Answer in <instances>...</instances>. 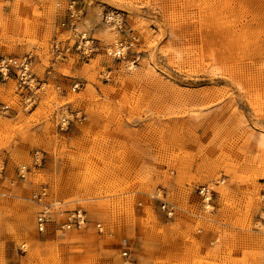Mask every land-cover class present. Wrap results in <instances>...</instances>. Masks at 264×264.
<instances>
[{"label": "rangeland", "instance_id": "obj_1", "mask_svg": "<svg viewBox=\"0 0 264 264\" xmlns=\"http://www.w3.org/2000/svg\"><path fill=\"white\" fill-rule=\"evenodd\" d=\"M71 2L99 50L54 81L49 43L67 38ZM27 53L48 86L23 111L0 81V264H264V0H0V54ZM62 108L83 122L59 132ZM42 188L88 226L39 233Z\"/></svg>", "mask_w": 264, "mask_h": 264}, {"label": "built area", "instance_id": "obj_2", "mask_svg": "<svg viewBox=\"0 0 264 264\" xmlns=\"http://www.w3.org/2000/svg\"><path fill=\"white\" fill-rule=\"evenodd\" d=\"M71 2L67 9V19L60 21L58 27L67 32V38L53 37L49 43L48 56L49 64L45 68L46 74L50 80L55 81L54 69L57 64L66 63L73 57L78 61L80 59H89L97 53L99 47L96 41L77 26V19L72 13ZM39 62L37 56L33 53H27L23 56H10L0 54V81H13L15 83L16 95L20 109L23 111L32 109L40 100V94H44L48 82L39 80L32 70V65ZM55 83V82H54ZM59 89V85H55ZM78 88V83L73 84L71 91ZM12 112L11 107L6 103L0 104V116L8 117ZM54 119L56 128L59 132L66 131L69 126L74 123H82L83 115L79 111L69 112L66 108H62L55 112ZM43 162V155L39 152H34L31 156V164L33 167H38ZM28 169L25 166H20L17 177L24 179ZM1 174V172H0ZM215 191L211 185H202L197 188V197L200 208L204 211L212 209L211 201ZM47 193L44 188L35 191L31 200L41 207L38 212V232L42 233L48 224H54V229L59 235L65 234L70 230L85 229L89 221L86 218L85 212L80 208L68 209L65 203L57 201V206L51 207L52 201L45 202ZM154 198V197H153ZM159 201V210L166 219H173L177 207L166 201L163 197L157 198ZM53 210V212H52ZM58 219L60 221H56ZM63 219V220H62ZM94 228L98 233L103 231L100 223L94 224ZM126 258L127 253L122 254Z\"/></svg>", "mask_w": 264, "mask_h": 264}, {"label": "bare ground", "instance_id": "obj_3", "mask_svg": "<svg viewBox=\"0 0 264 264\" xmlns=\"http://www.w3.org/2000/svg\"><path fill=\"white\" fill-rule=\"evenodd\" d=\"M54 120H55V119H54ZM57 201H58L57 199H55V200L52 199L53 204H51V207L57 206V204H55ZM37 219H38V216H37ZM62 220H63V219H62ZM37 224H38V220H37V223H36L37 231H38V225H37ZM49 225H52V224H48V225L45 227V230H46V228H47ZM53 225H54V224H53ZM45 230H44V231H45ZM44 231H43V232H44Z\"/></svg>", "mask_w": 264, "mask_h": 264}]
</instances>
